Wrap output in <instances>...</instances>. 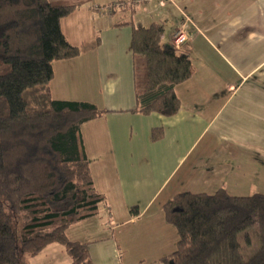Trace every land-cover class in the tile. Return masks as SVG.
Returning <instances> with one entry per match:
<instances>
[{
	"label": "crops",
	"instance_id": "crops-1",
	"mask_svg": "<svg viewBox=\"0 0 264 264\" xmlns=\"http://www.w3.org/2000/svg\"><path fill=\"white\" fill-rule=\"evenodd\" d=\"M49 1L75 7L62 30L73 46H90L53 63L52 98L107 111L82 126L106 203L66 231L69 240L88 244L94 264H163L178 241L163 206L177 194H264V0ZM129 1L133 14L106 9ZM127 20L135 27L161 23L162 42L191 59L194 73L176 87L181 106L173 117L134 111L133 28L118 25ZM180 29L189 41L177 48ZM155 129L162 131L157 141ZM70 263L58 243L27 260Z\"/></svg>",
	"mask_w": 264,
	"mask_h": 264
},
{
	"label": "trees",
	"instance_id": "trees-1",
	"mask_svg": "<svg viewBox=\"0 0 264 264\" xmlns=\"http://www.w3.org/2000/svg\"><path fill=\"white\" fill-rule=\"evenodd\" d=\"M123 4L134 13L130 1ZM74 9L49 0H0V264H27L53 243L64 247L70 264H94L88 244L69 240L66 231L98 215L106 203L95 187L82 126L107 111L55 100L50 91L53 63L90 47L73 46L62 30ZM132 24L118 25L133 28L134 111L173 117L181 106L176 87L194 73L191 59L162 42L161 23ZM161 137L160 129L153 130L154 141ZM163 211L178 241L161 263L264 264V194L183 192ZM254 226L259 248L247 258L242 240L252 244Z\"/></svg>",
	"mask_w": 264,
	"mask_h": 264
},
{
	"label": "rangeland",
	"instance_id": "rangeland-1",
	"mask_svg": "<svg viewBox=\"0 0 264 264\" xmlns=\"http://www.w3.org/2000/svg\"><path fill=\"white\" fill-rule=\"evenodd\" d=\"M143 60V59H141ZM249 234L251 235L252 238V244L251 245H247L244 240H242L243 243V252L246 255L247 258H250L251 256H253V254L258 250L259 248V240H258V235H257V226H254V228H252L249 231Z\"/></svg>",
	"mask_w": 264,
	"mask_h": 264
},
{
	"label": "built area",
	"instance_id": "built-area-1",
	"mask_svg": "<svg viewBox=\"0 0 264 264\" xmlns=\"http://www.w3.org/2000/svg\"><path fill=\"white\" fill-rule=\"evenodd\" d=\"M124 4L123 3H115L111 4L106 7L107 10L111 11L114 8H123ZM189 41L188 35L182 30H178L175 35H174V45L177 48H181L183 45H185Z\"/></svg>",
	"mask_w": 264,
	"mask_h": 264
}]
</instances>
